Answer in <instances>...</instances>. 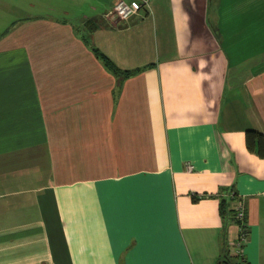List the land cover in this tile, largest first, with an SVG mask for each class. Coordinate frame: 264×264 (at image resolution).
I'll use <instances>...</instances> for the list:
<instances>
[{
  "label": "crops",
  "instance_id": "1",
  "mask_svg": "<svg viewBox=\"0 0 264 264\" xmlns=\"http://www.w3.org/2000/svg\"><path fill=\"white\" fill-rule=\"evenodd\" d=\"M116 1L0 0V264H264V0Z\"/></svg>",
  "mask_w": 264,
  "mask_h": 264
},
{
  "label": "trees",
  "instance_id": "2",
  "mask_svg": "<svg viewBox=\"0 0 264 264\" xmlns=\"http://www.w3.org/2000/svg\"><path fill=\"white\" fill-rule=\"evenodd\" d=\"M107 65L108 62L100 56ZM110 66V65H109ZM110 70H112L114 73L118 74V76L121 77H128V75H131L133 72H125V71H120L112 66H110ZM246 147L247 150H249L252 153H255L258 157L264 158V138L261 133L256 132V131H247L246 132ZM231 194H233V197H231ZM219 198V212L220 215L223 219V228L224 230L226 229L227 225L229 223H238L235 220V213L231 207L232 202L235 201V193L232 188H222L218 191L217 194ZM223 230V233L225 232ZM234 259H237V257H229L228 253L224 249V252L222 254L221 261L217 262L216 264H240V262H235Z\"/></svg>",
  "mask_w": 264,
  "mask_h": 264
},
{
  "label": "built area",
  "instance_id": "3",
  "mask_svg": "<svg viewBox=\"0 0 264 264\" xmlns=\"http://www.w3.org/2000/svg\"><path fill=\"white\" fill-rule=\"evenodd\" d=\"M148 0H118L113 4L111 12L112 16L120 20L121 22H126L132 16L136 15L137 12L144 7H147ZM191 168L188 166V169ZM233 197V194H231ZM236 199V196H235ZM234 213L235 220L238 222L239 227V238L233 242L226 244V252L229 257H241L243 255V247L247 236V226L245 225V205L241 200H235L231 205Z\"/></svg>",
  "mask_w": 264,
  "mask_h": 264
},
{
  "label": "rangeland",
  "instance_id": "4",
  "mask_svg": "<svg viewBox=\"0 0 264 264\" xmlns=\"http://www.w3.org/2000/svg\"><path fill=\"white\" fill-rule=\"evenodd\" d=\"M74 7H80V5L78 4V5H76V6H74ZM108 7V6H107ZM148 8H149V0H148V4H147V7H144V8H141L138 12H137V15L139 16V15H143L144 13H146L147 12V10H148ZM75 9V8H74ZM73 8H72V11L74 10ZM112 9V8H111ZM132 18V17H131ZM130 18V19H131ZM119 22H121V21H119ZM237 259H240L239 257H237ZM236 260V259H235ZM238 261V260H237Z\"/></svg>",
  "mask_w": 264,
  "mask_h": 264
}]
</instances>
